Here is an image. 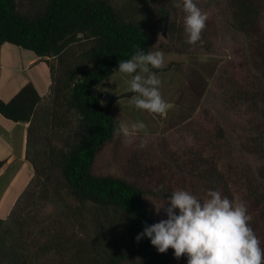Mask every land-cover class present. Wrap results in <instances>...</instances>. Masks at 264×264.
Segmentation results:
<instances>
[{
	"label": "rangeland",
	"instance_id": "obj_1",
	"mask_svg": "<svg viewBox=\"0 0 264 264\" xmlns=\"http://www.w3.org/2000/svg\"><path fill=\"white\" fill-rule=\"evenodd\" d=\"M33 1L43 2L17 0L19 10L26 12L32 7ZM110 1L123 17L131 15L148 26L154 15L158 14L155 6L166 0ZM194 2L208 16L201 42L191 45L182 43L185 33H175L169 39L166 29L163 37L170 42L166 41L171 51H163L162 68L156 71L150 69L162 81L161 94L171 105L165 116L129 104L131 97L136 95L129 90L131 76L119 71L92 88L101 95L103 104L110 102L118 127L136 122L146 125L144 130L133 134L131 144L126 143L123 134L117 135L115 131L111 140L101 149L94 171L121 176L137 183L146 191L154 208L163 203L165 207L169 206L166 202L171 192L177 189L189 191L201 200L206 198L208 190H217L230 200H242L252 218L250 226L264 248V187L256 184L258 177L262 178L264 174V149L260 146V139L254 138L257 133L251 132L253 115L246 111L247 106L241 104L239 99L233 98L237 93L234 86H249L253 80L249 62L251 55L241 34L231 27V20L222 4L217 0ZM174 5L177 10L175 24H178L186 13L182 0H175ZM162 42L157 40L156 50L163 47ZM90 45L91 39L82 35L63 51V62L60 61L63 64H60L58 56H48L47 59L54 66L53 82L60 79L65 67L70 69L77 63L81 52L83 58L79 62L83 66L89 65L86 50ZM125 93L130 94L123 95ZM64 113L60 115L67 120L71 113ZM71 115L70 121L73 122L65 127L42 128L35 125L38 128L31 132L27 151L33 171L23 168L19 175H11L6 185H10V188L1 193L4 199L0 210L11 205L9 195L18 188L19 203L26 202L27 197H33L22 213L26 224L23 236L32 249L34 259L35 255L39 256V262L35 260L33 264H84L90 255L87 250L95 249L97 242L105 240L103 236L107 234L108 223L105 219L86 220L75 210L69 213L54 195L62 181L51 154L57 153L58 148L66 146L79 133L77 119ZM43 131L48 133L42 140L40 132L45 134ZM145 139L146 147L140 148L141 140ZM214 168L222 181L229 183V193L204 180L202 171ZM6 176L0 180L3 185ZM24 190L29 194H21ZM156 218L157 222L167 218L163 209L159 214L156 213ZM58 242L65 243L60 246ZM168 251L174 264H187V255L177 259L173 249L169 248ZM59 254L62 255L61 259Z\"/></svg>",
	"mask_w": 264,
	"mask_h": 264
},
{
	"label": "trees",
	"instance_id": "obj_2",
	"mask_svg": "<svg viewBox=\"0 0 264 264\" xmlns=\"http://www.w3.org/2000/svg\"><path fill=\"white\" fill-rule=\"evenodd\" d=\"M174 1L159 2L155 6L158 14L146 26L147 23L131 15L123 17L110 0L33 1L26 12L19 10L17 0H0V43L19 46L38 56H58L59 62H63L62 54L66 47L82 35L91 39V45L86 50L89 65L83 66L79 62L83 58L81 52L77 63L70 69L65 67L63 75H59L60 79L50 87L54 92L51 107L38 105L40 96L30 83L8 102L0 100V113L13 121H30L33 124L41 110L45 114L50 111L54 117L63 111L76 116L79 133L66 146L58 148L57 153H52L51 159L57 165L62 181L54 195L63 207L69 213L77 211L86 220H101L102 217L108 223L107 234L103 236L105 240H99L95 249L87 250L90 255L84 264H174L168 250L159 253L149 238L143 237L139 242L135 239L145 225L157 222L155 208L146 191L124 177L94 171L101 149L111 140L118 125L110 102L103 104L101 95L92 90L117 72L119 62L130 59L137 47L145 53L154 51L158 49L155 47L160 39L164 42L160 50L171 51L162 33L168 12L167 38L172 39L175 33H185L182 43L187 42L184 19L175 24L177 10ZM217 1L224 6L231 27L241 34L251 55L249 62L253 80L249 86H234L237 93L233 98L239 99L247 106L246 111L253 115L251 132L257 133L254 138L260 139V146L264 149V0ZM147 10L153 13L150 8ZM40 118H43L42 115ZM4 163L5 160H0V168ZM8 174L0 177L1 180L7 175L5 184L0 182V192L10 188L6 185L12 174ZM202 176L209 184L229 191V183L222 181L216 168L202 171ZM258 178L256 184L264 187V174ZM25 190L21 194H29ZM19 191L20 188L9 195L11 205L0 210V264L39 262L38 254L34 259L32 249L23 236L26 224L22 213L33 197L19 203ZM64 243L58 242L60 246ZM58 256L62 258L61 254Z\"/></svg>",
	"mask_w": 264,
	"mask_h": 264
},
{
	"label": "clouds",
	"instance_id": "obj_3",
	"mask_svg": "<svg viewBox=\"0 0 264 264\" xmlns=\"http://www.w3.org/2000/svg\"><path fill=\"white\" fill-rule=\"evenodd\" d=\"M182 7L186 13L187 43L201 42L207 13L202 12L194 0H182ZM163 66L162 51L145 53L139 47L130 59L119 62L118 71L131 76L129 90L136 94L129 104L161 116L167 114L171 105L161 94L162 81L150 70ZM145 128L143 122H136L130 126L121 124L115 131L131 144L133 134ZM146 145L147 140H141L139 147ZM166 203L169 206L165 207V203L155 206V212L159 214L163 209L167 218L145 225L135 238L137 242L147 237L159 253L171 248L177 259L187 255V264H264V248L250 226L252 218L242 200H230L217 190H208L206 198L201 200L189 191L177 189L171 192Z\"/></svg>",
	"mask_w": 264,
	"mask_h": 264
},
{
	"label": "crops",
	"instance_id": "obj_4",
	"mask_svg": "<svg viewBox=\"0 0 264 264\" xmlns=\"http://www.w3.org/2000/svg\"><path fill=\"white\" fill-rule=\"evenodd\" d=\"M47 58L49 57L38 56L31 51L21 49L19 46L6 42L0 43V100L8 102L24 85L30 83L40 96L38 105L51 107L54 92L50 87L53 83L54 66L52 69V63ZM51 94L52 98H50ZM49 112L45 114L41 110L35 116L33 124H30V121H13L0 113V160H5V163L0 168V177L7 173L19 175L23 168L33 171V167L32 170L30 168L32 164L27 158L28 138H31L29 128L33 132V130L38 128L37 126L42 128L43 126L44 128L53 126L61 128L73 122L70 121L72 112H70V117L67 120L60 115L65 111L57 116L55 115V117ZM40 115L43 118H40ZM43 132L45 134L40 132L42 140L46 137L48 131ZM4 154H6L5 157L2 156ZM14 160L15 162L11 165ZM7 190L8 188H5L2 192ZM2 199H4V195L1 194L0 207L2 206Z\"/></svg>",
	"mask_w": 264,
	"mask_h": 264
},
{
	"label": "water",
	"instance_id": "obj_5",
	"mask_svg": "<svg viewBox=\"0 0 264 264\" xmlns=\"http://www.w3.org/2000/svg\"><path fill=\"white\" fill-rule=\"evenodd\" d=\"M168 13L165 15L164 21H163V26H162V33L163 35H165V31L167 29L168 26Z\"/></svg>",
	"mask_w": 264,
	"mask_h": 264
}]
</instances>
